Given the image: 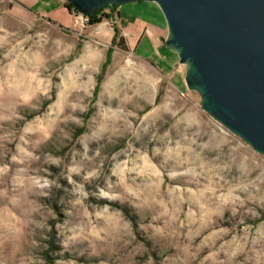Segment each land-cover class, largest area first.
<instances>
[{"label": "rangeland", "instance_id": "obj_1", "mask_svg": "<svg viewBox=\"0 0 264 264\" xmlns=\"http://www.w3.org/2000/svg\"><path fill=\"white\" fill-rule=\"evenodd\" d=\"M67 5L0 0V264H264V156L160 7Z\"/></svg>", "mask_w": 264, "mask_h": 264}, {"label": "water", "instance_id": "obj_2", "mask_svg": "<svg viewBox=\"0 0 264 264\" xmlns=\"http://www.w3.org/2000/svg\"><path fill=\"white\" fill-rule=\"evenodd\" d=\"M86 17L110 6L153 2L163 45L187 67L203 109L264 156V0H66Z\"/></svg>", "mask_w": 264, "mask_h": 264}, {"label": "trees", "instance_id": "obj_3", "mask_svg": "<svg viewBox=\"0 0 264 264\" xmlns=\"http://www.w3.org/2000/svg\"><path fill=\"white\" fill-rule=\"evenodd\" d=\"M67 8H68V10L71 12L72 10H73V7L69 4V5H67ZM90 18H91V16H90Z\"/></svg>", "mask_w": 264, "mask_h": 264}]
</instances>
